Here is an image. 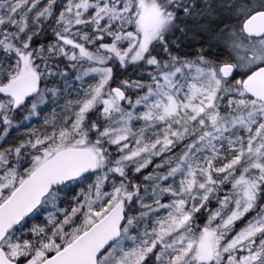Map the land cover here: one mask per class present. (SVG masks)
Returning <instances> with one entry per match:
<instances>
[{
	"label": "snow or ice",
	"instance_id": "1",
	"mask_svg": "<svg viewBox=\"0 0 264 264\" xmlns=\"http://www.w3.org/2000/svg\"><path fill=\"white\" fill-rule=\"evenodd\" d=\"M0 264H264V0H0Z\"/></svg>",
	"mask_w": 264,
	"mask_h": 264
}]
</instances>
